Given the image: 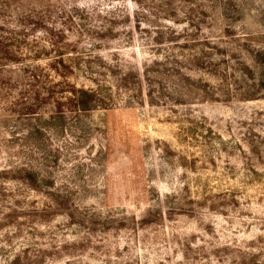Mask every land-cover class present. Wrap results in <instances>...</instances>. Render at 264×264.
<instances>
[{
	"label": "rangeland",
	"instance_id": "374dc122",
	"mask_svg": "<svg viewBox=\"0 0 264 264\" xmlns=\"http://www.w3.org/2000/svg\"><path fill=\"white\" fill-rule=\"evenodd\" d=\"M29 1L114 101L33 138L0 112V264H264V0Z\"/></svg>",
	"mask_w": 264,
	"mask_h": 264
},
{
	"label": "trees",
	"instance_id": "16d2710c",
	"mask_svg": "<svg viewBox=\"0 0 264 264\" xmlns=\"http://www.w3.org/2000/svg\"><path fill=\"white\" fill-rule=\"evenodd\" d=\"M7 2L9 3V0ZM26 2L28 4L23 2L21 7H17L15 28L8 25L4 21L5 16L2 15L8 12L9 5L0 6V10L3 11L0 15L3 16L0 17V112L3 116L11 115L29 121L31 129L28 137L33 138L43 134L42 122L50 124L65 120L69 116L80 117L89 114L103 108L104 102L112 103L114 97L112 95L105 97L102 94L103 83L99 78L104 74L96 71L98 70L96 63L91 59L87 61L84 52H72L70 54H75L74 58L66 57L65 52L74 47L72 44L63 43V41H68L65 30L56 28V26L44 27V25L49 26V18L51 19V14L46 12L45 6L30 7V1L26 0ZM75 10L71 9L68 12L67 20L83 21ZM42 27L50 38L52 44L50 51L51 54L56 55L55 59L48 65V68L34 64L22 65L23 68L20 69L18 65L22 62H16L14 58L17 55H25L24 51L22 52L23 48H28L26 52L37 63L38 59L44 55V50L40 49L41 42L35 40L33 44L29 40L31 33L39 31ZM109 29L110 27L97 28L93 33L88 31V34L97 41L95 36L98 38ZM41 46L45 48L42 43ZM98 60L101 61L100 58ZM153 64L157 65L155 62ZM77 71L82 74L84 80L90 83L89 86L75 84L69 80L70 76H74ZM126 76L127 74H124L123 81L126 80ZM114 78L117 79L114 87L118 89V76L114 75ZM7 111L11 114H7Z\"/></svg>",
	"mask_w": 264,
	"mask_h": 264
}]
</instances>
